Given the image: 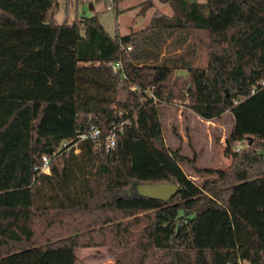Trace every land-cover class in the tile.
Returning a JSON list of instances; mask_svg holds the SVG:
<instances>
[{
  "label": "trees",
  "instance_id": "trees-1",
  "mask_svg": "<svg viewBox=\"0 0 264 264\" xmlns=\"http://www.w3.org/2000/svg\"><path fill=\"white\" fill-rule=\"evenodd\" d=\"M158 1L170 17L110 35L95 15L57 23L58 0H0V264H75L79 247L97 246L115 264H264V49L254 43L264 0ZM153 29L165 34L148 50ZM195 30L207 36L204 67L188 44ZM253 45L255 62L243 61ZM175 99L205 119L232 115L231 163L206 188L164 142L159 105ZM123 118L111 154L88 139L54 154L90 124L105 133ZM42 155L48 173L36 168ZM144 182L179 191L138 195Z\"/></svg>",
  "mask_w": 264,
  "mask_h": 264
},
{
  "label": "rangeland",
  "instance_id": "rangeland-1",
  "mask_svg": "<svg viewBox=\"0 0 264 264\" xmlns=\"http://www.w3.org/2000/svg\"><path fill=\"white\" fill-rule=\"evenodd\" d=\"M142 1L123 0L115 6L111 0H58L53 17L57 23H71L76 16L82 19L95 15L107 33L113 35L117 32L123 35L146 28L154 15L160 20L162 16L170 17L172 14L170 4L158 0H152L147 10L139 13L141 8L139 4ZM164 34L165 31L158 32L154 29L146 33L147 49L154 50L160 43L162 44ZM191 34L188 44H191L193 49L195 47L194 63L204 67L207 64L204 46L207 40L206 32L195 30ZM173 35L174 33L166 43H169ZM254 43L255 47L264 49V28L259 30ZM182 49L183 47L176 52ZM252 50L254 45L242 49L243 61L255 62L252 54L250 55ZM123 96L120 91L118 97ZM159 118L166 146L171 149L179 148L180 154L185 157L180 164L187 175L203 188L220 180L221 172H226L231 163V147L227 140L233 124L230 112L224 110L215 117L205 119L193 111L186 100L175 99L160 103ZM252 142L251 138V144ZM251 144H248L246 139L235 144L234 150L239 151ZM76 257L75 264H115L113 253L105 246L79 247L76 250Z\"/></svg>",
  "mask_w": 264,
  "mask_h": 264
},
{
  "label": "built area",
  "instance_id": "built-area-1",
  "mask_svg": "<svg viewBox=\"0 0 264 264\" xmlns=\"http://www.w3.org/2000/svg\"><path fill=\"white\" fill-rule=\"evenodd\" d=\"M127 49H130V47H127ZM108 65L110 66L113 72H117L122 68L120 62L108 63ZM259 84L261 86H264V79H262ZM131 89L139 91L135 86H132ZM254 91H255V87H253L251 93H253ZM145 92L148 96H152L154 98V96L152 95L149 89L145 90ZM121 114L122 111H119L118 115ZM127 123H129L128 118H123L117 123H115L113 120L111 126L108 128V130L105 133H102V131L94 124H90L89 127L86 129V131L79 133L76 136V138L70 140H63L60 146L58 147V149L54 152V154L60 151V149H63L65 152H69L70 150H73L74 153H78L80 151L79 143L85 139L90 140L94 147L101 146L106 153L111 154L116 145V137L118 131H121L124 124ZM36 168L39 170V172L48 173L49 158L46 155H42L41 164Z\"/></svg>",
  "mask_w": 264,
  "mask_h": 264
},
{
  "label": "water",
  "instance_id": "water-1",
  "mask_svg": "<svg viewBox=\"0 0 264 264\" xmlns=\"http://www.w3.org/2000/svg\"><path fill=\"white\" fill-rule=\"evenodd\" d=\"M182 75L186 76L187 72L181 71L178 73V76ZM247 140L248 144H251V137ZM134 191L141 196L168 201L178 193L179 186L174 182H158L155 184L144 182L135 183Z\"/></svg>",
  "mask_w": 264,
  "mask_h": 264
}]
</instances>
